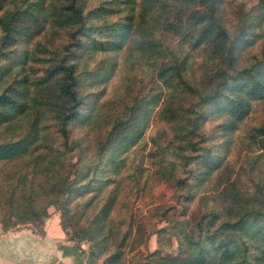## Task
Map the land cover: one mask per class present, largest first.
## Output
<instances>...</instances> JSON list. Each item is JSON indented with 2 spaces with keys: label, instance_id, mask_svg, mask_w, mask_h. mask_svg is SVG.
Segmentation results:
<instances>
[{
  "label": "trees",
  "instance_id": "1",
  "mask_svg": "<svg viewBox=\"0 0 264 264\" xmlns=\"http://www.w3.org/2000/svg\"><path fill=\"white\" fill-rule=\"evenodd\" d=\"M249 1L0 0L3 230L42 233L55 207L64 234L90 244L86 264H124L152 236L136 264H264V0ZM119 55L147 74L128 71L123 94L106 99ZM152 111L154 175L184 206L176 219L163 206L140 218L123 200L142 191L143 170L127 172L123 155ZM254 114L238 139L249 168L236 169L229 136ZM117 208L126 217L110 230ZM154 218L170 227L153 232Z\"/></svg>",
  "mask_w": 264,
  "mask_h": 264
},
{
  "label": "rangeland",
  "instance_id": "2",
  "mask_svg": "<svg viewBox=\"0 0 264 264\" xmlns=\"http://www.w3.org/2000/svg\"><path fill=\"white\" fill-rule=\"evenodd\" d=\"M238 2V0H236ZM245 2L246 0H241ZM255 3V0H250L248 2V6ZM225 13V21L226 25L230 26L234 22L232 11L229 7H226L224 9ZM117 69L114 75L111 76V78L106 83V96L105 98H112L116 96H121L125 90V86L127 84V80L125 81V78L127 77V73L129 71V81L135 80L136 78H141L146 76V68L138 67L136 65L134 68L130 69V66H127L125 62L123 61V57L121 55L117 56ZM155 111H152L150 116L145 122H142L140 124V135L139 138L135 141L133 145H131V148L128 149V152H126L123 157L125 159L126 164V171L130 172L134 168H138L143 170V176L140 181V188L142 191L138 193H128L127 197L123 199L128 203V209L131 208L133 212L137 213V215L140 218H147L149 217V212L158 206H163L166 209H168L169 214H171V219H176L180 217V214L183 212L184 206L182 203L177 201V193L175 192V189L169 182L165 180V178H161V176L154 175L155 173V164L154 161H156L157 158L160 156H155L157 147L151 144V138L155 137L157 135V132H159L158 125L155 122L154 117ZM258 113V112H257ZM109 114V112H108ZM107 113L104 115H100L96 117V122L98 119V122H101L103 120H108ZM260 114H254L252 118L245 122L240 129H238L236 132H234L231 136H229V140H235L233 144L229 145V152H228V160L230 163L238 169L239 166H242L244 170H248L249 164L248 161H243L245 158V151L242 150V146L239 144V137L242 135V133L246 129V125L252 126L256 125L259 122ZM222 121V120H218ZM218 123V122H215ZM212 125H207L206 130L211 131ZM143 128V129H142ZM167 145L166 141H162L159 145V147H162ZM163 159L168 163L171 160V157L166 154L163 156ZM89 197V196H88ZM88 197L84 199H75L71 203V209L73 208L72 212L77 211L84 203ZM100 201L96 202L92 207L89 209L84 210V219L82 220V224L88 225V223L94 218L97 208L100 206ZM120 208V207H119ZM117 208L112 212V215L108 218L107 222L104 224L110 230H114L116 226L120 224L119 221L124 220L125 212L124 210H120ZM192 209V208H190ZM49 213L56 214L60 221V211L57 210L55 207H50L48 209V216ZM51 214V215H52ZM105 219V218H103ZM168 222H165L163 219H151V228L153 232H156L158 229L164 228V227H170ZM66 234V239L68 241H72L73 243L83 246L84 251V261L86 264L87 261V255L86 253L89 251L90 244L86 242H80L78 243V240L74 237L75 233L72 229H68ZM74 237V238H73ZM77 237V236H76ZM73 239V240H72ZM156 249V236H152L149 239V243L145 247H141L139 250L129 253L125 256L123 259L124 264H136V263H143L144 257L154 251ZM96 264H102V261H97Z\"/></svg>",
  "mask_w": 264,
  "mask_h": 264
},
{
  "label": "crops",
  "instance_id": "3",
  "mask_svg": "<svg viewBox=\"0 0 264 264\" xmlns=\"http://www.w3.org/2000/svg\"><path fill=\"white\" fill-rule=\"evenodd\" d=\"M51 214L42 233L33 226L4 231L0 224V264H85L83 246L68 241L58 216Z\"/></svg>",
  "mask_w": 264,
  "mask_h": 264
}]
</instances>
